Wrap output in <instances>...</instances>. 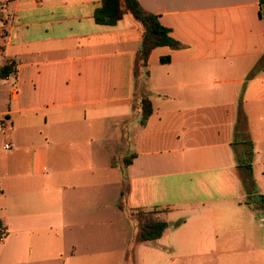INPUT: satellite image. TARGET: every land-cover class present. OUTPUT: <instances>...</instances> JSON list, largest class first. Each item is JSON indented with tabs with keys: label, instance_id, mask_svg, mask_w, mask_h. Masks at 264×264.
<instances>
[{
	"label": "crops",
	"instance_id": "1",
	"mask_svg": "<svg viewBox=\"0 0 264 264\" xmlns=\"http://www.w3.org/2000/svg\"><path fill=\"white\" fill-rule=\"evenodd\" d=\"M139 1L185 45L148 67L142 25L97 23L102 0H0V68L16 69L0 82V264L127 263L104 245L130 234L106 202L113 173L134 213L169 223L137 241L146 264L264 258V67L247 81L264 57L260 0Z\"/></svg>",
	"mask_w": 264,
	"mask_h": 264
},
{
	"label": "trees",
	"instance_id": "2",
	"mask_svg": "<svg viewBox=\"0 0 264 264\" xmlns=\"http://www.w3.org/2000/svg\"><path fill=\"white\" fill-rule=\"evenodd\" d=\"M260 16L264 20V0H260ZM125 15H131L143 27L142 47L138 56L139 61L144 67H148V62L153 51L159 47H170L173 50H181L185 45L171 36V30L165 27L160 17L146 11L139 0H102V7L96 12L97 23L106 26H114ZM162 63H168L170 58H163ZM264 67V57L257 66L250 72L247 81L252 79L255 74ZM14 65L7 64L0 68V82L8 79L15 73ZM143 126L154 113L152 101L148 97L142 99ZM133 158L125 161L127 165L133 162ZM264 200V196H262ZM161 212L138 210L134 217L138 220L139 229L137 232L138 242L156 241L163 237L169 227V223L159 217ZM3 234L0 232V239Z\"/></svg>",
	"mask_w": 264,
	"mask_h": 264
},
{
	"label": "rangeland",
	"instance_id": "3",
	"mask_svg": "<svg viewBox=\"0 0 264 264\" xmlns=\"http://www.w3.org/2000/svg\"><path fill=\"white\" fill-rule=\"evenodd\" d=\"M0 106L4 107V101L2 100V96H0ZM101 139H104L101 137ZM109 149H114L113 146L109 147ZM71 151H82V145H76L74 147H70ZM71 153V152H70ZM54 164H51V167H53ZM68 165L72 164H64L62 167H67ZM50 167V168H51ZM115 174L112 175L108 174L107 176H102V183L107 182V196H106V202L109 205H121L124 207L125 213L127 215H124V222L128 224L130 234L127 237V241L124 245V241H113L110 240L108 237V240L106 239L104 242V245L108 247L109 249H114L116 244H118V249L123 248V250L127 249L129 252H127V263L128 260L130 264H146L147 258L144 256V254H141V252L144 250V248H147L149 245H143L142 249H139V253L137 254L136 251L138 249V242L136 239V234L139 229V223L138 220L134 217V210L132 209V203L130 198L128 197V190L126 185L124 183H121L116 180ZM123 194L124 197L122 196ZM132 232H134L133 240H131ZM141 254V255H140ZM145 261L144 262V259ZM163 261V260H162ZM166 262H170L171 264H264V258H261L259 254H240V255H233V256H199V255H191L188 258L180 259V258H172V259H166Z\"/></svg>",
	"mask_w": 264,
	"mask_h": 264
},
{
	"label": "built area",
	"instance_id": "4",
	"mask_svg": "<svg viewBox=\"0 0 264 264\" xmlns=\"http://www.w3.org/2000/svg\"><path fill=\"white\" fill-rule=\"evenodd\" d=\"M10 148H11L10 145H6V146H5V149H6V150H9Z\"/></svg>",
	"mask_w": 264,
	"mask_h": 264
}]
</instances>
